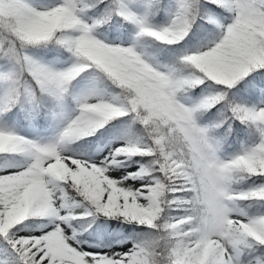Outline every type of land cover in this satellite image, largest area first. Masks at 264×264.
<instances>
[{"label":"snow or ice","instance_id":"snow-or-ice-1","mask_svg":"<svg viewBox=\"0 0 264 264\" xmlns=\"http://www.w3.org/2000/svg\"><path fill=\"white\" fill-rule=\"evenodd\" d=\"M0 264H264V0H0Z\"/></svg>","mask_w":264,"mask_h":264}]
</instances>
